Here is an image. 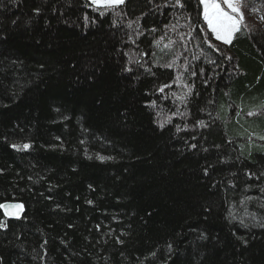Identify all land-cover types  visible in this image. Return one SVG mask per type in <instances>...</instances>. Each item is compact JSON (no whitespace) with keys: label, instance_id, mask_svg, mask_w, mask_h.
<instances>
[{"label":"trees","instance_id":"1","mask_svg":"<svg viewBox=\"0 0 264 264\" xmlns=\"http://www.w3.org/2000/svg\"><path fill=\"white\" fill-rule=\"evenodd\" d=\"M182 4L0 0V264H264V26Z\"/></svg>","mask_w":264,"mask_h":264},{"label":"snow or ice","instance_id":"2","mask_svg":"<svg viewBox=\"0 0 264 264\" xmlns=\"http://www.w3.org/2000/svg\"><path fill=\"white\" fill-rule=\"evenodd\" d=\"M151 3L152 0H149ZM91 5H94L95 8L98 9H112L116 8L122 4L125 3V0H90ZM199 3L203 7V19L207 24V30L211 33L210 36L206 35L204 37L203 43L207 44L208 48L213 49L215 52H220L219 47L214 45L212 43L213 40L221 42L223 44H231L232 40L234 39L235 35L240 32L242 25L245 21V15L243 9L247 6L245 4V0H199ZM165 7L169 6L167 3L164 5ZM183 7L182 0H175V5ZM159 7V6H157ZM37 11H39L37 9ZM101 15L104 13L101 12ZM262 21H264V16L260 18ZM115 24V21H113ZM155 29H153L154 31ZM167 47V45H165ZM226 59H230V57H225ZM210 63H215V61H210ZM174 65V61L168 62L165 65H162V67L166 68H172ZM43 67V66H41ZM127 71H130L131 69H126ZM146 71H150V69H146ZM204 74V70L201 69V75ZM193 76L196 75L195 72L192 73ZM179 77H177V80ZM171 87L169 84L162 85L157 91L163 93L166 88ZM191 91V88H189V92ZM188 93H185V96H187ZM183 102V97H178ZM211 103V101H210ZM152 105H155V101H152ZM183 115V114H181ZM249 116L254 115L253 112H248ZM169 120L165 119L163 123L160 124V127L163 128L165 123H168ZM201 127L204 126V121H198L197 122ZM179 131V128H177ZM261 139H264V137H261ZM83 143V141H82ZM13 148H23L28 149L30 147L29 144L25 143L23 145H11ZM193 148L196 147V145H192ZM91 158V157H89ZM97 159L100 161L112 159V157L109 156H103L100 154H97ZM250 199V197H249ZM91 203V201H89ZM22 207L21 205H11V204H0V209H3L5 212V215H12L9 210L12 208L19 209ZM6 227V225L3 222H0V228ZM203 236V234H201ZM169 250H171V245H169ZM153 256H155V253H152Z\"/></svg>","mask_w":264,"mask_h":264},{"label":"rangeland","instance_id":"3","mask_svg":"<svg viewBox=\"0 0 264 264\" xmlns=\"http://www.w3.org/2000/svg\"><path fill=\"white\" fill-rule=\"evenodd\" d=\"M248 1L249 0H245V4ZM243 11L245 15V21L242 26L246 27V24L252 25L254 23L255 25L264 26V21L260 19L262 16H264V0H250L249 5H247L243 9ZM202 12H203V7H202ZM257 136L264 137V133H257Z\"/></svg>","mask_w":264,"mask_h":264},{"label":"water","instance_id":"4","mask_svg":"<svg viewBox=\"0 0 264 264\" xmlns=\"http://www.w3.org/2000/svg\"><path fill=\"white\" fill-rule=\"evenodd\" d=\"M5 203H7V204H11V205H21V206H22V207H20L19 209H17V208H12V209H10L9 211H10L11 213H13L12 215H5V212H4V210L2 209L4 215H5L7 218H9V219H17V218H19V217L22 215V213L24 212V204H23L22 202H20V201H5V202H3V203H1V204H5Z\"/></svg>","mask_w":264,"mask_h":264},{"label":"clouds","instance_id":"5","mask_svg":"<svg viewBox=\"0 0 264 264\" xmlns=\"http://www.w3.org/2000/svg\"><path fill=\"white\" fill-rule=\"evenodd\" d=\"M5 202V201H4ZM2 210V209H1ZM3 212V211H2ZM4 214V213H3ZM6 217V216H5ZM20 218V217H19ZM9 219V218H8Z\"/></svg>","mask_w":264,"mask_h":264}]
</instances>
